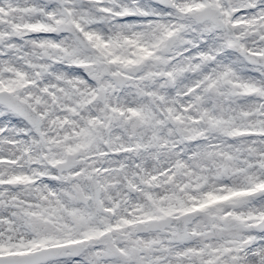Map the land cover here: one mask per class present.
<instances>
[{
    "label": "snow or ice",
    "instance_id": "6c2138e0",
    "mask_svg": "<svg viewBox=\"0 0 264 264\" xmlns=\"http://www.w3.org/2000/svg\"><path fill=\"white\" fill-rule=\"evenodd\" d=\"M0 264H264V0H0Z\"/></svg>",
    "mask_w": 264,
    "mask_h": 264
}]
</instances>
